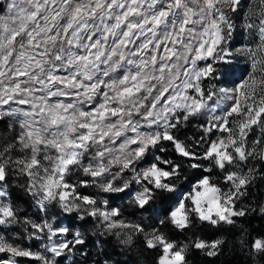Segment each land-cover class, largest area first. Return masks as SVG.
Instances as JSON below:
<instances>
[{
    "label": "snow or ice",
    "instance_id": "1",
    "mask_svg": "<svg viewBox=\"0 0 264 264\" xmlns=\"http://www.w3.org/2000/svg\"><path fill=\"white\" fill-rule=\"evenodd\" d=\"M243 2L0 0V122L8 119L0 128V264H19V258L60 264L57 258L84 242L79 232L71 240L54 239L69 229L47 220L21 221L10 200V176L27 178L26 191L42 212L57 203L108 231L130 229L117 233L125 237L121 243L144 233L145 247L159 249L155 264H187V244L156 229L145 233L141 224L120 220L119 209L106 207L107 201L79 190L122 192L135 183L141 190L133 198L141 208L154 190L173 191L167 181L178 175L179 164L156 156L140 167L162 141L172 142L182 157L208 160L228 185L204 175L168 213L172 225L186 229L192 216L231 225L245 215L236 204L253 169H226L264 159V0H247L242 31L248 39L232 48L233 18ZM237 57L249 62L243 79L217 76V64L230 66ZM209 80L216 83L206 87ZM196 117L205 119L203 135L190 146L174 132ZM255 129L260 135L249 142ZM214 131L219 135L212 139ZM201 146L202 153L196 150ZM19 223L27 238L45 241L40 251L8 234ZM222 243L191 241L209 256ZM251 249L264 254V240H254Z\"/></svg>",
    "mask_w": 264,
    "mask_h": 264
},
{
    "label": "trees",
    "instance_id": "2",
    "mask_svg": "<svg viewBox=\"0 0 264 264\" xmlns=\"http://www.w3.org/2000/svg\"><path fill=\"white\" fill-rule=\"evenodd\" d=\"M205 123L204 118L196 117L190 119L186 124L175 130L174 135L188 145H194L203 135L200 127ZM217 132L212 133V139L217 136ZM260 135L259 130L255 129L250 137L256 139ZM161 148L164 151H161ZM203 152V146L196 149ZM172 160L179 164L178 175L167 181L174 185L173 191L166 189H156L153 191L149 202L141 208L134 200L133 194L141 190V186L135 183L122 192H101L96 187H82V193L94 196L98 201H107L106 207L117 208L120 211L119 219L133 224H141L145 233L156 229L167 238L174 241L177 245L187 244L185 256L187 264H264V254L254 253L251 244L256 239L264 240V159L249 158L246 163L233 169L231 166L227 171L237 170L247 172L253 169L250 174V183L246 188V195L242 196L236 204L237 210H244L245 215L234 217L231 225L220 223L212 225L208 222H201L192 216L191 225L183 230L177 229L168 220V213L172 204L181 191H191L192 184L200 177L209 175L213 182L220 183L221 187L227 188L223 183V172L212 166L208 160L193 161L189 158L180 156L174 149L172 142L162 141L158 146L150 150L141 166H148L155 162V157ZM195 162L200 164V168H192L190 165ZM164 167V165H161ZM211 167L210 172H205L204 168ZM132 174L128 173L125 179ZM11 179V178H10ZM89 179V177H84ZM123 181H118L116 186L121 187ZM25 186V185H24ZM17 178L9 180L12 202L18 198L17 190H23L24 195L27 191ZM79 213L76 226L83 238L81 249L73 251L69 264H155L159 255V249H147L144 244V233L133 236L131 243H121L125 237L117 235L118 232H128L130 229L106 230L101 226L100 221L85 216L83 219ZM164 221V223H160ZM202 239L208 242L222 240L216 255L209 256L207 250L196 249L191 241Z\"/></svg>",
    "mask_w": 264,
    "mask_h": 264
},
{
    "label": "rangeland",
    "instance_id": "3",
    "mask_svg": "<svg viewBox=\"0 0 264 264\" xmlns=\"http://www.w3.org/2000/svg\"><path fill=\"white\" fill-rule=\"evenodd\" d=\"M246 3H247V0H244V2L241 4L240 11L237 12L233 18L236 27H235L234 34L231 40L229 41V44L232 48H235L236 46L247 42V39H248L247 35L242 31V25H243L242 17H243V12L245 11ZM248 64L249 62L246 59L239 58V57L235 58L233 63L230 66L224 65L222 63L217 64L216 65L217 76H219L220 73L224 72L227 74L228 79L230 81L239 82L241 79H243L247 75ZM212 83H216V81L209 80L207 81L205 86L207 87V84H212ZM225 86L230 87L232 85L231 83H227ZM6 123H8L7 118H5L2 122H0V128H2L3 125ZM217 135H219V133ZM141 167H147V166L144 165ZM14 178H17V180L20 182L21 187L22 185L23 186L25 185L24 187L26 189V183H27L26 177L10 176L9 180H12ZM77 178H78L77 176L70 177L71 181L73 182H75ZM79 178L84 179V176L79 175ZM200 178H198L197 180H199ZM196 181L193 184H195ZM9 191H10V187H9ZM187 192H190V191H181L177 195V198L172 204L171 209L175 207L179 199ZM17 195H18V198H16L15 202L13 203L12 198H11V192H10V200L16 207L17 215L20 217L21 221L23 220L24 217H30L33 221L37 223H40L42 220H47L48 222L52 223L54 227H67L69 229V232L66 235V237L63 235H58L57 237H54V239H57V240L64 239V238L71 240L73 239V236L76 232L80 233L79 229L76 226L77 225L76 222H77L80 211H73L71 213H66L57 203H52L48 205L46 211L42 212L38 209V207L35 204L34 198L28 192H27V195H24L23 190L18 189ZM8 234L13 239H16L17 241H19L23 246L30 247L32 251H40L41 243L45 242L43 240L27 238V234L25 232V226L23 225V223L13 225L11 227V231ZM80 249H81V244L76 245L73 251L78 252L80 251ZM2 255L3 254H0V257H2ZM72 255H73V252L71 253L66 252L63 257H60L57 259L60 261V264H69L72 258ZM19 264H39V262L28 259V258H19Z\"/></svg>",
    "mask_w": 264,
    "mask_h": 264
}]
</instances>
